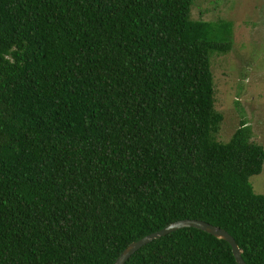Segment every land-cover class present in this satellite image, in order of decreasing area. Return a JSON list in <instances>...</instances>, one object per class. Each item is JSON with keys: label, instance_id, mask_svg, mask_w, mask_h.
Returning <instances> with one entry per match:
<instances>
[{"label": "trees", "instance_id": "16d2710c", "mask_svg": "<svg viewBox=\"0 0 264 264\" xmlns=\"http://www.w3.org/2000/svg\"><path fill=\"white\" fill-rule=\"evenodd\" d=\"M192 0H0V264H110L184 217L264 264L261 144L215 139L209 52ZM123 264H237L192 226Z\"/></svg>", "mask_w": 264, "mask_h": 264}, {"label": "rangeland", "instance_id": "374dc122", "mask_svg": "<svg viewBox=\"0 0 264 264\" xmlns=\"http://www.w3.org/2000/svg\"><path fill=\"white\" fill-rule=\"evenodd\" d=\"M187 16L206 22L205 37L230 40L228 50L209 52L213 107L222 114L215 139L226 141L244 121L264 154V0H192ZM248 181L264 193V155Z\"/></svg>", "mask_w": 264, "mask_h": 264}, {"label": "water", "instance_id": "95a60500", "mask_svg": "<svg viewBox=\"0 0 264 264\" xmlns=\"http://www.w3.org/2000/svg\"><path fill=\"white\" fill-rule=\"evenodd\" d=\"M184 226L196 227L216 237L224 239L225 241H227V243L230 246V250H231V253L233 255L235 262L237 264H246L240 256V248L237 246L233 237L227 231H225L223 228L217 225H214L202 219L193 218V217H184V218H178V219L172 220L166 223L165 225H163L162 227L156 230H153L149 233H146L135 240L128 242L119 251V253L115 256V258L110 264H123L124 261L128 258V256L133 251H135L137 248H139L142 244L160 235H163L173 229L184 227Z\"/></svg>", "mask_w": 264, "mask_h": 264}]
</instances>
